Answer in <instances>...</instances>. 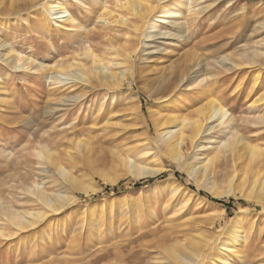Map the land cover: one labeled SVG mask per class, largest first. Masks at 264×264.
I'll list each match as a JSON object with an SVG mask.
<instances>
[{
	"label": "rangeland",
	"instance_id": "obj_1",
	"mask_svg": "<svg viewBox=\"0 0 264 264\" xmlns=\"http://www.w3.org/2000/svg\"><path fill=\"white\" fill-rule=\"evenodd\" d=\"M45 1L30 9L16 4L11 10L1 8L0 39L23 57L49 65L52 70L57 62L73 57L77 45L72 50V42L62 33L57 35L58 25L46 14L42 5ZM213 2L211 10L197 20L188 17L193 26L184 42L158 36L150 40L151 54H145L141 52L146 49L145 43L140 36L133 37L137 46L142 44L132 65L137 70L138 84L124 83L117 91L91 89L81 83L61 87L47 78L49 70H13L0 59V210L6 211L0 212V229L6 234L0 236V264H178L167 251L185 252L190 245L203 246L198 250L203 251L198 264H222L225 243L232 247L230 264H264V201L247 199L243 192L235 197L213 196L207 188H198L180 163L161 157L155 145L152 148L149 144L157 139L155 120L182 106L190 108L187 115L207 100L201 99L205 82L199 87L190 82L168 98L154 95L155 90L151 92L147 86L167 75L171 67H185L196 61L201 73L191 76L208 71L219 74L214 97L219 98L223 91L228 92L227 97L236 95L226 100L227 118H234L248 144L262 152V157L250 165L245 157L223 163L217 178L212 177L219 193L229 189L226 181L234 174L237 181L243 180L245 191L252 187L253 176L264 178V123L259 120L264 118V102L252 107L256 98L264 95V65H246L234 72L214 71L226 56L243 62L247 60L244 54L252 49L264 52V0H200L198 8ZM98 3L64 0L78 24L94 30L98 22V32L122 35L124 30L96 21ZM168 4L170 10L178 9L174 2ZM112 7L114 12L125 14ZM152 19L154 22L155 16ZM168 29V24H157L154 31L166 33ZM99 42L104 43V38L90 43L95 46ZM100 45L97 54L105 58V64L116 59ZM162 46L169 48L164 54L156 51L164 50ZM259 61L264 64V57ZM150 92L153 98L148 96ZM59 94L85 97L75 108L57 107ZM78 144L86 145L89 151L84 154ZM191 151L193 155L198 153L197 149ZM119 155L150 169L163 164V173L149 179L134 176L119 162ZM57 164L69 178L59 174ZM245 164L249 169L241 170ZM33 188L52 196L61 194L68 204L62 201L59 210L51 211L37 199ZM83 189H90L89 193ZM213 199H231L233 203L220 205ZM41 211L45 215L35 220L33 228L19 231L8 224L10 213Z\"/></svg>",
	"mask_w": 264,
	"mask_h": 264
},
{
	"label": "bare ground",
	"instance_id": "obj_2",
	"mask_svg": "<svg viewBox=\"0 0 264 264\" xmlns=\"http://www.w3.org/2000/svg\"><path fill=\"white\" fill-rule=\"evenodd\" d=\"M39 1L41 0H0V9L3 7H7L11 10L19 5V8L26 7L27 9H30V7H33ZM169 1H172L175 3V5H177L178 9L176 11H172L167 8L169 6ZM199 1L200 0H93V2H99L98 8L96 9L97 11H99V16L96 21L103 23L111 29H113L112 27H117L118 29L120 28L124 30V33L122 35L117 33V35L114 36L108 33L102 34L101 32H98V22L95 24L94 30H88V26L78 24L80 22L78 21L75 13L69 10L67 5L64 4V0H46L42 5L45 7L46 14L57 23L58 27L55 30L57 35L62 33L64 35V39L66 38L67 41L72 42V50L74 49L73 46L77 45L74 50L73 57H71L70 59L66 58V60L57 62L56 65L53 66V69L50 70L51 67H49V65L45 66L43 63H37V61L35 63V61H33V58L31 59L28 56L23 57V55L19 51H17L16 49H12V46H9L8 42H4L0 39V59L3 61V63L11 67L13 70L28 71L30 67L35 69L38 73H44L49 70V75H47V78L50 80L52 79L56 84L61 85V87H67V85L81 83L83 85L86 84L90 86L91 89L103 87L112 91L114 89L116 90V88L118 90V87L124 86V83H127L130 86H135L136 84H138L139 77L137 75V70L134 69L132 65L134 56L137 54L136 52H138V47L142 46V44L137 46L135 44L136 42L132 40L133 37L140 36L143 44L145 43L144 46H146V49L144 48L143 51H141L140 49V51L145 54L146 52L148 54H151L153 50H149V48L152 47L150 46V44L153 43L152 41H154L152 39L155 37L157 38L158 36H168L169 38H172L173 41L175 39L179 42L186 41L187 39H189V36H187L186 33L188 32L189 28L193 26L192 24V26L190 25V20L188 17L194 16L193 18H196L197 20L198 17H201L202 14L210 11L212 6L215 4L213 2L208 5H202L200 6V8H198L199 4L197 3ZM15 4L17 6H14ZM112 6H114V8H119L120 11L123 10L125 14H121L116 11L114 12ZM184 12L187 14L184 15ZM154 16L156 20L152 22V18ZM133 17L138 21L131 22V20L128 19H131ZM89 19L90 18H88V20ZM192 21L194 22L195 20L192 19ZM157 24H168L170 26V29H168L166 33H162L161 31L156 33V31L154 30ZM158 28L160 27L158 26ZM139 33L141 35H138ZM102 38H104L105 44L99 42L96 43L97 46L91 45L90 42L92 40L94 41L96 39V41H100ZM122 38L124 44H121V42L119 41ZM116 41L118 43H116ZM100 44H103L105 47H107L108 51L110 50V52L115 55L116 59H110L108 60L109 62L107 61L108 64H105V58L103 56L100 57L101 55L97 54L98 46H101ZM163 48L164 50L157 49L156 51L160 54H164V52H167L169 49L165 47ZM244 55L247 60L243 62L232 61L229 56V58L226 56L222 60L220 59L221 61L219 60L217 64L220 63L221 66L219 68H216L215 66L214 71L217 73H222V70H226L227 72L233 70L236 71V69H242L243 66L246 65L251 67H262V65H264L259 61L261 57H264V52H261L258 49H252L251 52H247ZM202 63L203 62H201V64ZM199 65L200 63L197 64L196 61H193V63H191L190 65H185V67H171L168 74L163 76L159 81L152 83L151 86L148 84L149 86L147 87L151 90V92L152 90H155L154 95H162L161 98H168L169 95L174 96V93H176L177 89H181L183 87L186 88V86L188 84H191L192 82V84H196L195 86L201 85L203 84V82H205L206 87L203 88V95H201L202 98H200H204L205 100H207L203 106L201 105V108L190 113L188 112L187 115H185V112L189 111L190 108H185L183 106L182 108L179 107L173 109L172 111L166 112V114L164 113L165 115L162 118H159L162 116L160 115L158 117L159 120H155L158 121L157 125L156 123L155 125L159 128V131H157V139L153 142L149 141V144L152 148L155 145L161 157H166L170 160L172 159L180 163L181 167L185 168L186 171H189V173L187 172V174L192 176L190 178L195 179L197 187L202 189L207 188L206 190H209L211 192L210 194L213 193V196L222 198L223 195H233L235 197L236 193L243 192V197L245 196L247 199H252L256 202L264 201V178H259L260 176H256V178L255 176H253L254 179L250 177L253 182L251 184L252 187H249L250 190L248 191L243 190L245 189V187H243V180L240 179V181H237L235 174L232 177L229 175L230 177L226 181L229 189L223 194H220L219 190L216 187L217 185L215 186L214 181H216V179L214 178L219 174L223 163L228 162L229 159L237 162L239 161V159L245 157L248 161V164L250 165V163L255 162L256 159L261 156L262 152H259L256 146L255 149L250 144H248L243 135L240 134L239 126H237L236 120L234 118H227L229 112L226 109V100H229V98H233L236 95L227 97L226 95L228 94V92L226 91V93L223 91L220 95L221 98L219 97L220 99L218 97H214L213 91L214 89L219 87V82L217 81L219 79V74L213 75V72L208 71L207 74H196L195 76H191V74L199 73L198 69L200 70L199 67L201 66ZM206 70L209 69H205V71ZM209 75L210 78L208 79ZM210 79L213 80L212 83H209ZM141 89L142 88H140V91H143ZM85 94L67 96H62L59 94L57 107L72 106L73 108H75L79 101H82L84 99ZM154 95L151 93V95L148 96L153 98ZM169 101H171V99H169ZM260 102H264V95L262 97H259V99L256 98L254 104H252V107ZM259 120L264 123V118ZM110 121L111 120L109 119L107 120L108 123H110ZM80 144H78L77 146L81 151H83V153L85 151H89L86 150V145L84 146ZM191 149H197L198 153H195L193 155L191 153ZM206 152H208L209 154L207 155ZM205 155L206 157L202 159L199 158ZM119 156V162H121L129 171V173H132L134 176H140L149 179L163 173V164H159L153 169H150L138 162L136 163L131 158H126L122 155ZM116 160L117 159H115V161ZM248 164L242 165L241 170L243 168H247ZM57 167L58 171L60 172H58L59 174H61L63 177L69 178L66 170L61 165L57 164ZM212 177H214V181L212 180ZM245 178L248 179V176H246ZM111 182L114 181L111 180ZM88 190L90 189H83L85 193H89ZM34 195L45 208L51 211L59 210V203L67 199L64 196H61V194L53 196L48 195L40 188H36ZM3 211V209L2 211L0 210V212ZM3 213L5 214L6 211ZM10 214V218L8 217V224L18 229L19 231H23V229L26 230V228L30 229V227L33 228L35 220H38L37 218L40 217L42 219V216L45 215L44 211L37 213L26 212L22 215L15 213L13 215ZM0 236H6L4 230L2 231L0 229ZM232 238H234V240L237 239L236 235H233ZM184 244L186 243L184 242ZM199 245L200 244H197V246ZM201 247L203 248V246ZM202 248H195V246L190 245V247L186 246L184 248L185 252L176 250L173 253L167 251L168 254H166L170 256L173 261L175 260L178 264H198L200 252L202 251L198 250ZM170 251H172V249ZM231 251L232 247L230 246V244L225 243L224 252L222 254V257L220 258L222 264L231 263ZM214 264L218 263L215 261Z\"/></svg>",
	"mask_w": 264,
	"mask_h": 264
},
{
	"label": "trees",
	"instance_id": "obj_3",
	"mask_svg": "<svg viewBox=\"0 0 264 264\" xmlns=\"http://www.w3.org/2000/svg\"><path fill=\"white\" fill-rule=\"evenodd\" d=\"M144 182H145V181H144ZM147 182H151V181H147ZM139 184H141V182L138 183V185H139ZM138 185H137V186H138ZM110 188H111V187H106V190H107V189H110ZM114 189H115V188H114ZM212 201L215 202V203H217V204H220V205L225 204V205H227V206H228V205H231V203H233V200H231V199L228 200V202H226V200L218 201V200H215V199H213Z\"/></svg>",
	"mask_w": 264,
	"mask_h": 264
}]
</instances>
